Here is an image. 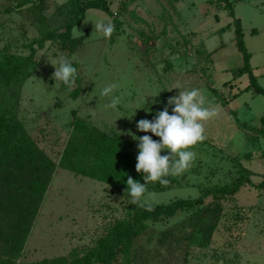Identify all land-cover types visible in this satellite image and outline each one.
<instances>
[{
    "label": "rangeland",
    "instance_id": "374dc122",
    "mask_svg": "<svg viewBox=\"0 0 264 264\" xmlns=\"http://www.w3.org/2000/svg\"><path fill=\"white\" fill-rule=\"evenodd\" d=\"M69 2L0 0V67L29 56L33 61L9 84L0 83V106L13 112L53 162L14 264H71L95 248L116 222L132 221L138 207L197 198L206 189L231 185L239 175L251 184L245 182L234 194H209L173 215L144 219L138 235L109 264H264V186H254L264 179L259 132L264 96L245 89L246 73L234 78L230 71L242 64V55L223 2L108 0V12L89 8L75 25L83 35L74 38L73 26L72 41L46 38L47 32L64 31L72 15ZM232 3L252 72L264 88V0ZM87 20L111 21L115 30L105 38ZM60 56L77 69L68 84L53 79L50 61ZM26 71L30 75L20 80ZM109 84L116 85L114 91L101 95ZM193 88L202 91L205 106L216 115L203 122L206 139L189 149L196 155L186 170L164 177L166 184L148 182L137 203L89 174L94 139L108 149L110 162L132 169L120 150L126 147L137 159L138 140L129 133L160 140L138 131L137 122L154 120L170 97ZM113 97L120 98L116 108L107 106ZM173 107L168 106L169 114ZM143 177L139 172L137 181L145 183ZM18 194L14 191L11 207L24 200ZM3 207L0 253L8 234L17 233L16 210Z\"/></svg>",
    "mask_w": 264,
    "mask_h": 264
},
{
    "label": "trees",
    "instance_id": "16d2710c",
    "mask_svg": "<svg viewBox=\"0 0 264 264\" xmlns=\"http://www.w3.org/2000/svg\"><path fill=\"white\" fill-rule=\"evenodd\" d=\"M108 0H70L69 13L72 14L70 19L64 22V31L57 33L47 32L45 37L48 39L59 38L63 41H72L71 29L78 25L83 19L85 12L89 8H99L108 12ZM212 0H209V2ZM232 17L234 25V43L242 55V64L230 69L234 78L242 74L248 75V85L245 89H252L256 94L264 96V88L258 84L252 68L249 64L250 52L246 50L241 22L235 16L232 0H220ZM33 63L32 57L29 56L14 63L9 67H0V83L9 84L16 76L21 74L25 65ZM26 71L25 75H30ZM264 123V117L262 118ZM73 124L79 128L78 118L73 120ZM264 138V126L259 129ZM101 135L100 138H104ZM117 141V140H116ZM95 145L94 158L95 162L89 170L91 176H96L99 180L106 182L123 191L124 194L130 195L127 191V178L132 177L137 181L136 163L137 159L126 147H121V154L126 158L128 163H132V169H125L118 163L110 162L105 155L108 149L103 146L102 141L93 140ZM73 151V149H71ZM66 153V151H65ZM53 162L38 148L35 142L30 138L21 123L16 119L13 112L4 106H0V205L4 206L3 211L13 208L16 210L14 229L17 233H9L4 239L6 249L0 253V264H14V258L22 249L23 243L28 232L30 220L34 217L35 210L41 200V196L49 182ZM250 183L251 180L246 175H239L231 185H223L206 189L197 198H178L168 203H152L143 205L135 210L132 221H118L109 230V233L99 239L95 248L87 251L82 256L75 259L71 264H109L116 257L119 251L126 250L132 237L138 235L142 221L147 218L157 219L173 215L183 206H193L202 201L204 196L214 193L224 195L234 194L244 183ZM255 187H263L264 179ZM14 191H19V197H24L23 201H18L16 206H12ZM8 202V203H7ZM9 204V205H8Z\"/></svg>",
    "mask_w": 264,
    "mask_h": 264
},
{
    "label": "clouds",
    "instance_id": "9594fccd",
    "mask_svg": "<svg viewBox=\"0 0 264 264\" xmlns=\"http://www.w3.org/2000/svg\"><path fill=\"white\" fill-rule=\"evenodd\" d=\"M89 21L94 23L93 32L102 33L105 38L111 37L115 30V26L111 21L87 20L84 22ZM72 34L74 38L83 35L76 26L72 29ZM50 63L55 68L53 73L55 82L59 80L68 84L74 79L77 69L72 66L71 61L66 57L60 56L57 61H50ZM115 88L116 85L109 84L103 88L101 95L108 96ZM158 95L149 96L156 97ZM155 102L153 100V103ZM119 103L120 98L113 97L111 103L107 106L116 108ZM172 105H174L172 114H169L168 106ZM148 111L150 112L151 109H148ZM215 115V109L205 106V97L202 91L193 88L180 90L178 96L170 97L167 106L155 114L154 120L142 119L137 122L138 131L151 132L160 140L154 141L149 135L139 137L134 133H129L134 140H138L139 154L137 156L136 171L144 174L143 179L145 181V183H140L133 180L131 176L127 178V191L133 198L131 203L140 201L146 191L148 182L159 181L166 184L168 181L163 179L164 177L170 174H180L189 167L196 155L189 149L206 139L203 122ZM165 149L169 150V155H161L162 150Z\"/></svg>",
    "mask_w": 264,
    "mask_h": 264
},
{
    "label": "crops",
    "instance_id": "0c3cea01",
    "mask_svg": "<svg viewBox=\"0 0 264 264\" xmlns=\"http://www.w3.org/2000/svg\"><path fill=\"white\" fill-rule=\"evenodd\" d=\"M233 1H236V2H237V1H239V0H233ZM234 12H235V8H234Z\"/></svg>",
    "mask_w": 264,
    "mask_h": 264
}]
</instances>
